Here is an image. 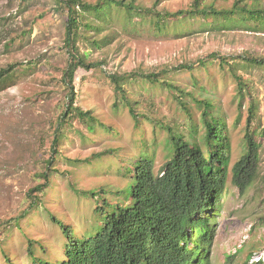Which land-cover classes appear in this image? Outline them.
Listing matches in <instances>:
<instances>
[{
    "label": "rangeland",
    "instance_id": "obj_1",
    "mask_svg": "<svg viewBox=\"0 0 264 264\" xmlns=\"http://www.w3.org/2000/svg\"><path fill=\"white\" fill-rule=\"evenodd\" d=\"M155 1L138 3L151 8ZM191 2L161 0L156 9L174 13ZM214 3L229 8L233 0ZM189 22L177 30V35L159 36L144 31L125 34L116 24L94 36L95 40L111 37L107 46L81 47L89 54L88 62L102 63L101 69H78L74 79L75 106L91 111L96 119L95 130L90 132L78 121L61 123L68 93L63 80L68 61L64 17L51 0H0V71L16 66L14 85L0 92V264H32L30 243L38 257L52 261L62 258L66 239L53 218L90 237L104 221L96 207L104 200L111 205L124 202L125 194L119 190L131 182L126 174L128 161L147 152L154 156L157 172L168 155L165 125L189 136L188 116L176 100L180 92L167 86H146L144 81L124 85L129 100L137 103V125L128 107L117 99L109 74H156L204 60L211 53L264 58V33L246 27L204 29L197 22ZM238 70L249 80L258 105L257 122L263 133L259 138L260 164L255 182L243 194L228 184L219 217L215 218L210 264H241L248 255L254 257L264 248V66ZM166 79L190 93L182 100L199 123L198 139L205 105L199 106L194 100L209 101L218 108L229 127L235 163L243 150L248 101L241 110L234 78L213 62L192 72L171 73ZM99 123L111 127V132L106 133ZM57 133L59 139L54 145ZM51 159L56 172L50 174L41 203L32 209L29 193L43 183L41 173L46 172ZM100 187L103 192H99ZM92 189L99 190L94 200L82 194ZM23 214L27 216L16 221Z\"/></svg>",
    "mask_w": 264,
    "mask_h": 264
},
{
    "label": "trees",
    "instance_id": "obj_2",
    "mask_svg": "<svg viewBox=\"0 0 264 264\" xmlns=\"http://www.w3.org/2000/svg\"><path fill=\"white\" fill-rule=\"evenodd\" d=\"M51 1L65 19L64 45L68 54L63 72L68 90L67 104L61 123L78 121L86 124L90 132L95 130L96 119L91 111L75 106V74L80 68L86 71L101 69L102 63L87 61L89 54L81 51V47L88 44L99 49L110 44L111 37L95 40L94 36L112 29L113 25H120L125 34L135 35L144 31L151 36L177 35V30L190 25L189 21L199 23L204 29L246 27L253 32L264 33V4L260 0H233L229 8H219L215 0H192L186 9L174 13L157 10L161 0H156L151 8L142 6L138 0ZM213 62L219 64L224 74L229 73L234 78L241 110L248 101L243 150L233 164L229 127L218 108L209 101L193 99L199 106L205 105L200 115L202 131L198 139L199 123L182 100L183 95L190 96V93H185L166 79L171 73L192 72L207 68V64ZM263 66L264 58L248 55L223 57L211 53L204 60L180 64L156 74H109L117 99L128 107L137 125L140 123V113L135 107L137 103L129 100L124 85L144 81L146 86H167L180 92L176 100L188 116L189 136L170 124L165 125L168 138L164 148L168 155L158 171H155L152 154L142 152L130 159L126 174L131 182L119 190L125 194L124 202L111 205L104 200L96 207L95 212L104 221L90 237L73 232L71 227L53 218L66 239L63 256L55 261L38 257L29 242L32 264H210L215 218L219 217L220 201L228 184L243 194L255 182L260 164L259 138L263 133L259 131L257 122L258 105L249 80L239 73L238 67L258 69ZM15 69L16 66H10L0 71V92L14 85ZM99 124L106 133L111 132V127ZM58 139L57 133L54 145ZM96 157L100 158V155ZM53 163L52 159L47 161V170L41 173L43 183L29 193L32 209L41 203V195L49 186L50 174L56 172L52 169ZM101 188L100 191L92 189L82 194L94 200L99 192H103ZM76 192L79 191L76 189ZM106 206L110 207L109 211L105 210ZM26 216L20 215L16 221ZM41 248L45 253L46 249ZM251 258L252 255H248L241 264H263L251 263ZM6 259L9 261L8 257Z\"/></svg>",
    "mask_w": 264,
    "mask_h": 264
},
{
    "label": "built area",
    "instance_id": "obj_3",
    "mask_svg": "<svg viewBox=\"0 0 264 264\" xmlns=\"http://www.w3.org/2000/svg\"><path fill=\"white\" fill-rule=\"evenodd\" d=\"M259 263L262 262L264 264V248L262 251L255 254L254 257L251 258V263Z\"/></svg>",
    "mask_w": 264,
    "mask_h": 264
}]
</instances>
